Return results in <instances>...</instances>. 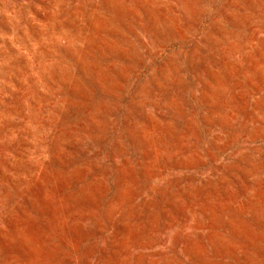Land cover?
I'll return each mask as SVG.
<instances>
[{"label":"rangeland","instance_id":"374dc122","mask_svg":"<svg viewBox=\"0 0 264 264\" xmlns=\"http://www.w3.org/2000/svg\"><path fill=\"white\" fill-rule=\"evenodd\" d=\"M0 264H264V0H0Z\"/></svg>","mask_w":264,"mask_h":264}]
</instances>
